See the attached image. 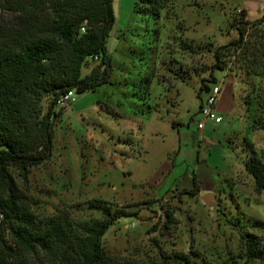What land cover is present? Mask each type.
Wrapping results in <instances>:
<instances>
[{
    "label": "rangeland",
    "instance_id": "374dc122",
    "mask_svg": "<svg viewBox=\"0 0 264 264\" xmlns=\"http://www.w3.org/2000/svg\"><path fill=\"white\" fill-rule=\"evenodd\" d=\"M136 1L113 0L108 81L76 91L53 121L51 158L32 168L26 184L12 173L39 217H99L93 201L136 213L118 218L104 236L118 264H188L183 255L190 264H264V253L246 261L242 237L254 233L264 250V228L251 226L264 222V190L255 191L245 167L252 155L264 163V128L256 127L254 106L246 110L239 78L216 71L213 89L230 88L234 105L214 108L222 122L205 120V135L198 121L208 94H197L198 79L212 54L181 46V40L228 42L237 36L233 22L241 10L258 21L264 0H179L169 19L136 13ZM26 6L0 0V40L27 18ZM91 65L83 66L84 75ZM197 184L204 195H216L213 208L183 193ZM166 211L174 217L167 227Z\"/></svg>",
    "mask_w": 264,
    "mask_h": 264
},
{
    "label": "trees",
    "instance_id": "16d2710c",
    "mask_svg": "<svg viewBox=\"0 0 264 264\" xmlns=\"http://www.w3.org/2000/svg\"><path fill=\"white\" fill-rule=\"evenodd\" d=\"M178 1L138 0L134 11L170 18ZM25 2L27 18L0 40V264H118L105 251L104 236L118 218L136 213L93 201L90 207L99 217L75 220L67 212L39 217L35 202L11 170L16 169L26 184L32 168L51 158L53 121L63 111L55 105L61 94L71 88L80 93L95 90L108 81V40L117 22L113 0ZM234 20L237 36L226 43L212 47L181 40V46L190 53L205 48L212 54L210 69L198 79L199 96L202 90L212 92L218 82L216 71H230L244 86L241 98L246 110L254 106L256 127L264 128V7L258 21L249 20L245 9ZM89 60L91 70L84 75L82 68ZM250 162L245 167L260 193L264 163L256 155ZM199 192L198 184L183 190L191 196ZM165 214L167 227L174 217L170 211ZM251 226L264 228V222ZM242 237L246 261L263 258L258 236L246 231Z\"/></svg>",
    "mask_w": 264,
    "mask_h": 264
},
{
    "label": "built area",
    "instance_id": "2783aa9c",
    "mask_svg": "<svg viewBox=\"0 0 264 264\" xmlns=\"http://www.w3.org/2000/svg\"><path fill=\"white\" fill-rule=\"evenodd\" d=\"M94 59L99 60L98 56H94ZM76 91H77L76 88H71L65 91L63 94H61L56 100V104H55L56 108L67 110L71 105V101L74 98ZM219 91H220L219 88L213 89L203 104L201 113L203 114L204 119L198 121V128L202 131L205 127V120H211L215 123H219L222 121V116L214 111V108L216 107ZM2 216H3L2 213H0V219L2 218Z\"/></svg>",
    "mask_w": 264,
    "mask_h": 264
},
{
    "label": "crops",
    "instance_id": "0c3cea01",
    "mask_svg": "<svg viewBox=\"0 0 264 264\" xmlns=\"http://www.w3.org/2000/svg\"><path fill=\"white\" fill-rule=\"evenodd\" d=\"M235 98V97H234ZM230 103V104H229ZM228 104V105H227ZM234 105V100L232 98V94H231V89L228 88L226 89L224 92L222 90V92L218 95V99H217V103H216V107L220 110L224 109V110H228V108L232 107ZM228 106V107H227ZM221 115V114H220ZM222 122V121H221ZM220 123V122H219ZM205 130V131H204ZM202 131V130H201ZM203 131L205 132L204 134L207 135L209 133V131L207 130V126L205 125ZM197 196L200 197L201 202L204 203L203 198L206 197V199L211 202L214 203V199L212 197H207V194L204 195L203 193L199 192L197 194ZM217 199V198H216Z\"/></svg>",
    "mask_w": 264,
    "mask_h": 264
},
{
    "label": "water",
    "instance_id": "95a60500",
    "mask_svg": "<svg viewBox=\"0 0 264 264\" xmlns=\"http://www.w3.org/2000/svg\"><path fill=\"white\" fill-rule=\"evenodd\" d=\"M212 197L214 199V203L209 202L206 197L203 198V201L205 204H207L208 206H210L211 208H213V206L216 204L217 200H216V195L213 193L207 194V197Z\"/></svg>",
    "mask_w": 264,
    "mask_h": 264
}]
</instances>
